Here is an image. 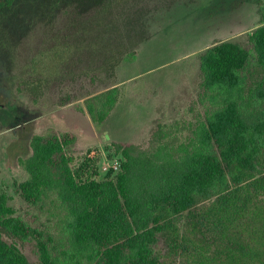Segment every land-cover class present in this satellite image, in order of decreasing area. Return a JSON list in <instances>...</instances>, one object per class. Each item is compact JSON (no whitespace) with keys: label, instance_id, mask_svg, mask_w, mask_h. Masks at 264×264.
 <instances>
[{"label":"trees","instance_id":"1","mask_svg":"<svg viewBox=\"0 0 264 264\" xmlns=\"http://www.w3.org/2000/svg\"><path fill=\"white\" fill-rule=\"evenodd\" d=\"M15 1L0 0V9ZM91 1L104 5L84 23L94 26L87 54L107 68L113 52H135L131 32L147 36L138 17L167 0H122L115 8ZM200 69L204 117L160 124L146 147L123 145L115 179L73 169V132L34 134L20 159L28 178L18 183L31 209L17 213L0 188V264H33L6 235L34 245L41 264H264V24L245 44L207 47ZM116 92L102 93L98 118L87 107L93 121L107 119Z\"/></svg>","mask_w":264,"mask_h":264},{"label":"rangeland","instance_id":"2","mask_svg":"<svg viewBox=\"0 0 264 264\" xmlns=\"http://www.w3.org/2000/svg\"><path fill=\"white\" fill-rule=\"evenodd\" d=\"M89 1L16 0L0 9V188L20 214L31 209L18 183L28 178L20 159L30 154L34 134L73 132V169L87 168L84 178L115 179L123 145L146 147L160 124L184 127L204 117L200 53L224 40L245 44L264 24V0H167L138 17L147 36L130 33L134 53L120 56L119 49L107 68H97L96 56L87 54L95 49L93 24L84 23L104 4L92 8ZM110 2L115 8L123 1ZM113 87L107 119L93 121L87 107L98 118L107 99L102 93ZM178 129L172 131L187 133ZM4 238L41 264L30 242Z\"/></svg>","mask_w":264,"mask_h":264},{"label":"built area","instance_id":"3","mask_svg":"<svg viewBox=\"0 0 264 264\" xmlns=\"http://www.w3.org/2000/svg\"><path fill=\"white\" fill-rule=\"evenodd\" d=\"M120 166H121V162L117 160V161H116V165H115V167L118 168V167H120Z\"/></svg>","mask_w":264,"mask_h":264}]
</instances>
